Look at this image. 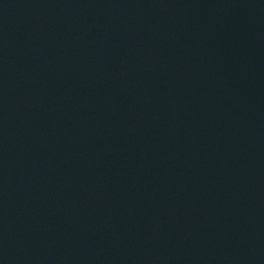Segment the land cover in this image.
<instances>
[{
  "label": "water",
  "instance_id": "95a60500",
  "mask_svg": "<svg viewBox=\"0 0 264 264\" xmlns=\"http://www.w3.org/2000/svg\"><path fill=\"white\" fill-rule=\"evenodd\" d=\"M0 264H264V0H0Z\"/></svg>",
  "mask_w": 264,
  "mask_h": 264
}]
</instances>
